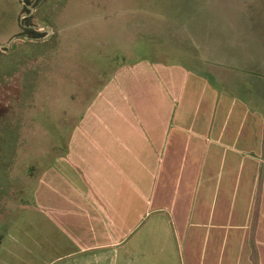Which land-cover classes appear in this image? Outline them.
<instances>
[{"label":"rangeland","instance_id":"1","mask_svg":"<svg viewBox=\"0 0 264 264\" xmlns=\"http://www.w3.org/2000/svg\"><path fill=\"white\" fill-rule=\"evenodd\" d=\"M214 1L218 0H30V10L23 12V0H0V264H66L55 258L77 248L74 237L88 238V220L68 213L62 216L59 210L74 208L54 191L83 190L84 170L91 174L93 167L80 160L69 169L59 158L65 155L79 119L120 68L149 64L121 78L124 93L116 87L106 92L114 104L135 110L124 116L125 123L167 121L194 128L205 120L231 124L232 101L220 97L212 101L204 83L196 82L202 67L208 71L209 59L207 50L202 56L198 42H209L212 35L193 32L194 12L196 8L210 11ZM23 16L44 34L22 35V22L28 25ZM212 22L211 15L206 16L203 30H211ZM248 105L252 120L264 124V100L251 99ZM211 106L218 113L207 115ZM132 133L143 139L149 131L140 128ZM97 137L101 138L93 139ZM156 140L160 145L155 170L145 180L147 188L154 189L148 199L171 214L176 232H172V255L151 249L147 260L201 264L211 249L208 238L229 231L227 217L220 219L221 229L215 224L224 203L222 189L228 180L231 151L221 147L215 170L221 191L210 192L203 203L200 163L193 161L190 152L187 159L181 154L169 160L170 139L160 133ZM49 166L52 169L46 170ZM96 166L100 167L99 162ZM110 182L130 185L122 178ZM262 185L258 177L255 187ZM227 197L226 211L239 207L240 193L234 198L231 192L226 202ZM147 201L141 202L146 212ZM201 206L207 209L203 216L197 214ZM157 214L166 213L148 214L137 231L147 228ZM220 246L225 249L226 242ZM119 251L118 247L113 253L112 264H120ZM142 257L127 252L125 258L128 264H141Z\"/></svg>","mask_w":264,"mask_h":264},{"label":"crops","instance_id":"2","mask_svg":"<svg viewBox=\"0 0 264 264\" xmlns=\"http://www.w3.org/2000/svg\"><path fill=\"white\" fill-rule=\"evenodd\" d=\"M197 9L194 12L193 32L200 36L209 33L212 38L209 42H198L202 56L207 50L209 59L205 64L208 71L202 67L199 75H196V82L204 83L212 101L219 97L232 101L233 106L229 109L231 124L219 125L213 121L204 123L205 120L194 128L192 125H173L167 121L148 125L125 123L124 116L135 110L114 104L107 98L106 92L116 87L124 93L120 85L121 78L128 71L149 64L138 63L116 71L79 119L65 155L59 158L69 169L73 168L74 163L77 165L75 161L80 160L93 167L91 174L86 168L84 174L81 172L83 190L54 191L74 208L70 211L59 210L61 215L68 213L72 217H84L90 224L91 232L87 239L86 236L74 237L77 248L55 260H66V264H112L113 253L118 247L120 264H128L125 258L127 252L143 255L141 264H156L147 260L151 249L172 255L171 239L172 232H176L175 219L163 208L152 205L148 196L154 194V189H148L145 181L155 170L154 161L160 145L156 137L163 133L170 139L168 142L173 148L169 160H176L173 158L181 154L186 158L190 152L193 161L200 163L198 171L202 174V180L199 186H202L200 195H203V203L210 192L221 191L219 177L215 175L221 161V147L227 146L231 151L227 154L228 180L222 189L224 203L215 224L221 229L224 223L220 219L227 217L229 231L223 235L218 231L208 238L212 243L211 249L207 251L206 261L201 264H220V259L221 264H264V124L252 120L248 105L251 99L264 100V0H218L214 1L210 11ZM209 15L213 18L212 29L203 30L202 21ZM219 55L223 58H218ZM237 103H240L238 108ZM106 104L108 106L104 107ZM261 110L259 113L263 115ZM210 111L205 113L214 115L219 109L211 106ZM164 112L170 113L171 110L164 109ZM140 128L144 132L148 129L147 137L144 134L143 139L141 135L136 138L132 133ZM96 135L101 138L93 139ZM223 156L226 158V155ZM93 161L95 163L92 165ZM96 162H99V168ZM49 169L52 166L46 170ZM61 169L65 167L61 166ZM258 177L263 179L261 187H255ZM118 178L130 185L114 186L110 182ZM97 179L99 183L92 181ZM231 192L234 198L240 193L239 207L234 206L226 211V196ZM146 199L147 212L146 205L143 207L141 204ZM201 207L197 214L203 216L207 209ZM162 210L168 216L157 214L151 221L148 218L147 228L137 231L148 214ZM221 242H226L225 249L220 246Z\"/></svg>","mask_w":264,"mask_h":264},{"label":"trees","instance_id":"3","mask_svg":"<svg viewBox=\"0 0 264 264\" xmlns=\"http://www.w3.org/2000/svg\"><path fill=\"white\" fill-rule=\"evenodd\" d=\"M25 2V6H24V9H23V12L26 11V10H30L28 7H27V2L30 3V0H23ZM24 19H26L27 21V24L29 25H26V23L24 24V22H21L23 23V32L21 33L22 35L24 34H27L28 36L30 37H39V36H42L44 33L43 32H39V31H36L34 28H32L30 25H32V23L30 22V18H27L25 17Z\"/></svg>","mask_w":264,"mask_h":264},{"label":"water","instance_id":"4","mask_svg":"<svg viewBox=\"0 0 264 264\" xmlns=\"http://www.w3.org/2000/svg\"><path fill=\"white\" fill-rule=\"evenodd\" d=\"M15 38H16V37H14L13 39H15ZM13 39H12V40H13Z\"/></svg>","mask_w":264,"mask_h":264},{"label":"built area","instance_id":"5","mask_svg":"<svg viewBox=\"0 0 264 264\" xmlns=\"http://www.w3.org/2000/svg\"><path fill=\"white\" fill-rule=\"evenodd\" d=\"M25 16H23V18H24Z\"/></svg>","mask_w":264,"mask_h":264},{"label":"flooded vegetation","instance_id":"6","mask_svg":"<svg viewBox=\"0 0 264 264\" xmlns=\"http://www.w3.org/2000/svg\"><path fill=\"white\" fill-rule=\"evenodd\" d=\"M24 18H25V17H24ZM24 18H23V19H24Z\"/></svg>","mask_w":264,"mask_h":264}]
</instances>
